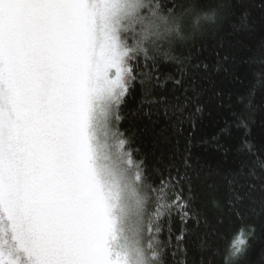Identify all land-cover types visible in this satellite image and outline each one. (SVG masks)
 I'll return each instance as SVG.
<instances>
[{"label": "snow or ice", "instance_id": "snow-or-ice-1", "mask_svg": "<svg viewBox=\"0 0 264 264\" xmlns=\"http://www.w3.org/2000/svg\"><path fill=\"white\" fill-rule=\"evenodd\" d=\"M215 16L199 0H0V264H205L190 258L188 158L151 168L120 122L135 82L179 59L189 18ZM228 183L229 203L256 190Z\"/></svg>", "mask_w": 264, "mask_h": 264}, {"label": "trees", "instance_id": "trees-1", "mask_svg": "<svg viewBox=\"0 0 264 264\" xmlns=\"http://www.w3.org/2000/svg\"><path fill=\"white\" fill-rule=\"evenodd\" d=\"M199 3L216 9L214 20L194 27L189 18L186 37L173 45L179 59L159 58V80L135 82L122 106L121 131L151 168L175 163L183 170L188 158L190 258L225 264L233 235L253 228L241 264H264V8L259 0ZM233 178L255 185L243 203H229Z\"/></svg>", "mask_w": 264, "mask_h": 264}]
</instances>
